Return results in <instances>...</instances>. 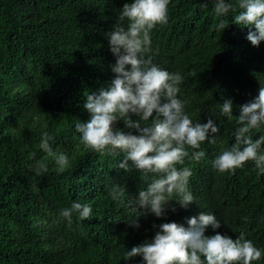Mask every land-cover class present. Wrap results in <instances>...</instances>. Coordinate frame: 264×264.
I'll use <instances>...</instances> for the list:
<instances>
[{
    "label": "trees",
    "instance_id": "1",
    "mask_svg": "<svg viewBox=\"0 0 264 264\" xmlns=\"http://www.w3.org/2000/svg\"><path fill=\"white\" fill-rule=\"evenodd\" d=\"M131 2L0 0V264H144L139 256L127 260L126 251L152 239L160 224L187 227L201 212L221 222L205 236L235 240L243 232L264 249V172L253 162L235 174L212 166L234 143L240 106L264 87V41L252 46L249 30L232 23L239 10L217 18L215 0H170L167 24L151 32L153 63L184 77L178 98L187 101L186 113L194 123L212 119L220 129L215 144L201 145L203 160L186 158L177 166L193 171V204L183 209L172 203L163 219L149 214L139 228L130 226L127 201L154 177L125 173L117 167L122 155H101L80 143L75 124L89 119L86 96L115 78L107 34ZM219 19L229 22L222 32L216 30ZM226 100L232 101L231 119L221 114ZM44 132L53 137V151L70 158L64 172L39 148ZM251 135H264V126ZM38 162L47 172L38 171ZM115 182L126 188L121 201L109 195ZM73 202L89 205L92 216L80 221L74 214L69 227L60 211ZM254 264H264V257Z\"/></svg>",
    "mask_w": 264,
    "mask_h": 264
},
{
    "label": "clouds",
    "instance_id": "2",
    "mask_svg": "<svg viewBox=\"0 0 264 264\" xmlns=\"http://www.w3.org/2000/svg\"><path fill=\"white\" fill-rule=\"evenodd\" d=\"M169 3L170 0H132L123 5L114 30L107 34L110 52L116 57L111 68L115 78L109 86L86 96L83 109L89 119L75 124L85 150L113 157L122 155L119 169L125 173L135 169L145 178L154 177L146 189L139 191L138 198L127 201L133 215L129 225L134 228H139V219L149 214L163 219L172 203L183 209L194 203L189 189L193 171L177 166L184 165L186 158L203 160L205 152L200 150L201 145L215 144L220 131L212 119L205 124L192 121L185 110L187 101L178 98L184 77L160 68L149 55L151 32L158 25L167 24ZM230 11L237 12L232 23L249 30L246 38L252 46L264 41V0H236L235 5L215 0L217 18ZM228 24L219 19L216 30L222 32ZM239 111L240 126L234 133V143L212 161V166L220 174H235L237 169L253 162L256 169L264 172V135L255 140L251 135L264 126V87L259 89L258 97L240 106ZM221 114L233 117L231 100L221 106ZM121 122L123 128L118 129ZM132 130L139 134L133 135ZM52 140L44 132L39 148L54 157L58 171L64 172L71 164L70 158L65 153H55ZM189 148L193 150L191 154ZM37 168L41 173L48 170L43 162H38ZM109 195L114 201H121L126 188L115 182ZM174 197L178 199L174 201ZM74 214L80 221L90 220L92 208L73 202L60 211L69 227ZM209 226L216 230L221 222L214 214L204 212L189 218L187 227L175 222L162 223L152 239L132 247L125 256L127 260L139 256L144 264H254L264 257V249L246 240L243 232L235 240L219 233L205 236Z\"/></svg>",
    "mask_w": 264,
    "mask_h": 264
}]
</instances>
